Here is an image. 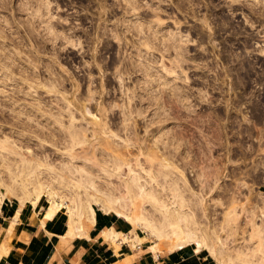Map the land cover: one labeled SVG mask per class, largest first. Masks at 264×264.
Returning a JSON list of instances; mask_svg holds the SVG:
<instances>
[{"label":"rangeland","instance_id":"rangeland-1","mask_svg":"<svg viewBox=\"0 0 264 264\" xmlns=\"http://www.w3.org/2000/svg\"><path fill=\"white\" fill-rule=\"evenodd\" d=\"M164 148L177 155H165L164 172L190 203L184 210L199 202L213 250L204 253L264 264V0H0V192L20 190L23 178L35 192L37 176L73 210L87 206L74 221L96 209L116 215L111 192L133 220L159 215L127 192L136 176L181 210L148 157ZM22 159L36 175L21 173ZM138 232L148 240L139 255L185 247L167 241L154 252Z\"/></svg>","mask_w":264,"mask_h":264},{"label":"crops","instance_id":"crops-1","mask_svg":"<svg viewBox=\"0 0 264 264\" xmlns=\"http://www.w3.org/2000/svg\"><path fill=\"white\" fill-rule=\"evenodd\" d=\"M47 207L42 200L37 207L31 204L20 207L11 199L2 203L0 237L9 241L5 240L9 247L5 245L8 253L0 264H217L209 253H197L190 246L164 257L139 255L135 250L141 249L140 245L123 241L124 235L135 237L133 225L125 219L99 209L101 212L98 215L95 212L91 221L76 217L73 231L70 216L69 219L66 213L57 212L48 218ZM106 231L119 237L113 242L105 236ZM116 244L120 245L118 250Z\"/></svg>","mask_w":264,"mask_h":264},{"label":"bare ground","instance_id":"bare-ground-1","mask_svg":"<svg viewBox=\"0 0 264 264\" xmlns=\"http://www.w3.org/2000/svg\"><path fill=\"white\" fill-rule=\"evenodd\" d=\"M172 37V36H171ZM172 38H176V36L174 35ZM178 40V39H177ZM121 41V40H120ZM150 41V39H149ZM147 41L145 42V46L148 48V49H152V45H150V42ZM164 42V41H162ZM180 44V43H179ZM182 45V44H181ZM180 45V46H181ZM180 46H175V48L177 49H180L182 50L183 47H180ZM173 48V47H172ZM184 50V49H183ZM146 66V65H145ZM144 66V67H145ZM148 71V70H146ZM169 72V71H167ZM170 74V73H169ZM176 94V93H174ZM172 96V95H171ZM152 104V103H151ZM161 104V103H160ZM161 106H159L160 108ZM178 108L180 107V105L177 106ZM137 109L135 107H131L129 109ZM163 108V107H162ZM176 108V109H178ZM181 108V107H180ZM179 108V109H180ZM175 109V110H176ZM181 110V109H180ZM179 110V111H180ZM133 111V109L131 110ZM139 111V110H138ZM177 111V110H176ZM137 112V111H136ZM141 112V111H140ZM182 112V110H181ZM91 113V112H90ZM131 113V112H129ZM133 113V112H132ZM138 113V112H137ZM183 113V112H182ZM141 114V113H140ZM184 114V113H183ZM74 115V114H73ZM132 115V114H131ZM142 115V114H141ZM91 116H92V123L94 125H97V127H99L101 125V121L99 119V117L93 113H91ZM127 116L129 115H126V118ZM131 118V116H130ZM161 118V117H160ZM164 118V117H163ZM166 118V117H165ZM167 119H160L158 120V122L156 123H153V124H156V125H162V124H165L167 121ZM129 121V120H128ZM128 126V125H127ZM163 126V125H162ZM160 127V126H159ZM164 128V127H163ZM107 130V129H106ZM105 130V131H106ZM128 132L131 130L134 131V129H130V128H127ZM162 131V130H161ZM76 132V131H75ZM78 132V131H77ZM94 135H97L99 133V130H95L94 131ZM135 133V132H133ZM160 133V132H159ZM165 133V132H164ZM130 134V133H129ZM166 134H167V131H166ZM164 134V135H166ZM75 135V133H74ZM162 135V134H161ZM78 136V135H77ZM81 138L83 137L81 134H80ZM80 136L79 139H77V141L79 142H84L80 139ZM163 136V135H162ZM161 136V137H162ZM177 136V135H176ZM74 137V136H73ZM77 137V138H78ZM131 137V136H130ZM136 139V138H134ZM142 139V138H141ZM162 139V138H161ZM129 141V142H128ZM134 141H138V139L134 140ZM159 141V140H158ZM127 142L130 144L132 142V137L130 138V140H127ZM170 142V141H169ZM73 143V142H72ZM127 143V144H128ZM133 143V142H132ZM74 144L76 145V143L74 142ZM73 144V146H74ZM135 144V143H134ZM133 144V145H134ZM138 144V143H136ZM159 144V142L157 143ZM78 145V144H77ZM167 145V144H166ZM130 146V145H129ZM132 146V145H131ZM137 146V145H136ZM158 146H156L155 148H157ZM169 146H167V149H168ZM128 148V147H127ZM126 149V147L124 148ZM158 149V148H157ZM161 149V148H160ZM166 148H164V155H158V151H153L152 155L149 154V159H152V162H154L153 160H157L158 162H160V165H161V168L158 170V173L157 175H161L159 177H161V179L163 181H167L168 177L170 176L169 173L167 172H164V169L165 168H168L169 167V164H168V158L172 159L171 157H175L177 156L176 154L175 155H172L171 154V151H167L165 150ZM126 151V150H125ZM151 151V150H149ZM160 151V150H159ZM166 151V152H165ZM151 153V152H149ZM161 153V152H160ZM166 153V154H165ZM168 153V154H167ZM170 153V154H169ZM173 153V152H172ZM165 155H168L167 157ZM169 155L171 157H169ZM121 156V155H120ZM123 156V155H122ZM150 156H152V158H150ZM128 162V161H127ZM151 162V163H152ZM126 163V160H123L121 158H118V156L116 157L115 161H114V164L117 165V167H123V165ZM158 165V163H157ZM130 166V165H128ZM19 167H20V171L21 173L25 174V175H29V174H32V175H36V171H37V165H34L32 163V161L30 160H26V159H22L20 161V164H19ZM127 167V166H126ZM131 167V166H130ZM120 168V169H121ZM123 169V168H122ZM130 170V169H129ZM166 170V169H165ZM167 171V170H166ZM132 172V170H131ZM157 175H155L152 179H154L155 177H157ZM171 177V176H170ZM36 178V181H35V188H34V191L35 192H30L29 188H28V184L26 183L25 181V178L22 179V183H21V189L19 190L18 188H15V187H10V188H6L4 189L2 192H0V204L3 203L2 201L3 200H7V199H13V197H16L18 199V202H19V205L20 207H23L25 206L26 204H31L33 205L34 207H37L39 202L43 199V198H47L49 201H50V204L51 206L47 209V213L46 215H48V218L49 217H52L54 216L57 212H64L68 215V218L70 219L71 217V228L73 229L74 231V226H75V221H74V218L76 216V214L78 213L79 214V209L81 211H84L87 209V206H82L80 205V208L78 207V210H73V208L71 207V205L69 204V200H63V198L59 195V193H57L56 191H53L51 189H45L43 188V185L40 183V181L38 180L37 176H35ZM131 179V182L129 183V185L126 183L127 186L126 189H127V192L129 194H131L134 199L135 198H145L147 200H150L151 203L154 204V208L156 210V214L158 213L159 215H155L153 213H150V214H146L145 217L144 216H138L136 217V219H132L131 216L129 214L126 213V209L129 207V204H127V202L125 201V199H121L114 195V193H110L112 195H109L107 194L106 196L108 197V201L110 204L114 203V202H117L118 200H121L120 202V209H117L116 210V215L118 217H121L123 219H125L126 221L128 222H131L132 225L134 226V235L135 237L131 238L130 234L129 236H122L123 237V241L124 242H131L132 245L134 246H137V245H141L143 243H145L146 241V238L144 237H141L137 234L138 230H140L141 232H144L145 234H148V238L147 239H150L152 241H154V244L150 247L152 249V251L154 252H157L161 249V245H166L165 242L167 241H170V242H177V243H174L176 244V248L178 247H182V246H187V245H190L194 248V250L197 252V253H201L202 251L204 250H212V246L210 247L208 245V235L209 233L207 232V230H205V228H202L201 225L199 224V221H198V214H194L196 212H199L198 208L199 206V202H195L194 205H192L191 207H193V210H197L196 212H189V211H185V206H187V203L190 204L187 200L184 199L183 197V190L182 188L178 187L177 185V181L174 179L172 181H167V182H164V184L160 183L159 181H157L158 183L162 184L163 187L162 189L165 191L166 190H170L172 193H173V197L179 201L180 203V208L181 210H172L168 204L166 203V201L162 198V192L160 191H157L158 189L156 190H151V191H148L144 185H140L139 183V178L138 177H132L130 178ZM158 179V177H157ZM171 179V180H172ZM177 179V178H176ZM162 181V182H163ZM179 181V180H178ZM1 190V189H0ZM43 190V191H42ZM161 190V189H160ZM161 190V191H163ZM182 190V191H181ZM188 190V189H186ZM118 191V190H117ZM131 197V196H130ZM132 197V198H133ZM125 198V197H124ZM131 198V199H132ZM123 200V201H122ZM197 201V200H196ZM190 208V206H189ZM129 209V208H128ZM127 209V210H128ZM154 210V211H155ZM19 211V210H18ZM153 211V212H154ZM16 214V213H15ZM70 216V217H69ZM199 217V216H198ZM197 218V219H196ZM19 219V218H18ZM47 219V217H46ZM70 221V220H69ZM68 221V223H69ZM13 224V223H12ZM69 226V225H68ZM70 228V231L72 230ZM78 228V227H76ZM7 230H10L11 229H7ZM6 230V232H7ZM81 230V229H80ZM79 230V232H80ZM77 231V230H76ZM9 232V231H8ZM12 232V231H11ZM10 232V233H11ZM83 232V231H82ZM81 232V233H82ZM5 233V231H4ZM110 234V235H109ZM106 232L105 233V236L107 238H111L112 241L114 242L116 239L115 237H117L118 235L115 234L113 231H111V233L109 232ZM132 234V232H131ZM3 236V235H2ZM121 236V235H120ZM119 237V236H118ZM120 237V238H122ZM3 238V237H2ZM1 237H0V259L6 255L8 253V249L6 248V244L5 243L6 241L3 240ZM6 238V237H4ZM109 240V239H108ZM111 241V240H110ZM9 242V241H7ZM168 242V243H170ZM174 244H171L170 245L174 246ZM115 246V243L112 244ZM117 246L115 247L116 249L120 246L119 244H116ZM119 245V246H118ZM149 245V244H148ZM7 247H9V244H7ZM138 247V246H137ZM136 248V247H135ZM119 249V248H118ZM117 249V250H118ZM213 252V250L210 252V254ZM157 255V254H156ZM213 255V254H211ZM210 255V256H211ZM213 257V256H211Z\"/></svg>","mask_w":264,"mask_h":264},{"label":"trees","instance_id":"trees-1","mask_svg":"<svg viewBox=\"0 0 264 264\" xmlns=\"http://www.w3.org/2000/svg\"><path fill=\"white\" fill-rule=\"evenodd\" d=\"M100 212H101V211H99V210L96 209V213H97V215H98Z\"/></svg>","mask_w":264,"mask_h":264}]
</instances>
